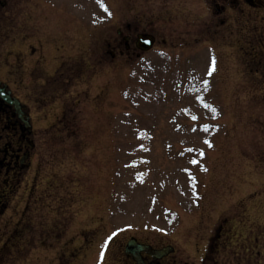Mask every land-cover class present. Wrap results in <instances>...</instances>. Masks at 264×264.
Returning <instances> with one entry per match:
<instances>
[{
    "label": "rangeland",
    "instance_id": "1",
    "mask_svg": "<svg viewBox=\"0 0 264 264\" xmlns=\"http://www.w3.org/2000/svg\"><path fill=\"white\" fill-rule=\"evenodd\" d=\"M262 1L0 5V80L37 131L0 264H114L132 236L193 253L230 210L264 259ZM138 33L156 42L137 57Z\"/></svg>",
    "mask_w": 264,
    "mask_h": 264
},
{
    "label": "flooded vegetation",
    "instance_id": "2",
    "mask_svg": "<svg viewBox=\"0 0 264 264\" xmlns=\"http://www.w3.org/2000/svg\"><path fill=\"white\" fill-rule=\"evenodd\" d=\"M262 0H249L258 6ZM264 2V0L262 1ZM221 10V5H219ZM130 45V44H129ZM5 93L4 95L1 94ZM9 93V92H8ZM6 95V97H5ZM8 96V97H7ZM18 97L20 102H16ZM30 107L14 92L0 90V216L10 196L18 190L23 177L34 166L37 131ZM216 224L204 247L192 251L163 239L136 237L138 247L121 244L113 258L114 264H264L258 247L259 225L242 218L235 221L234 212ZM244 214V211L242 212ZM264 241V239H263ZM183 245V244H182Z\"/></svg>",
    "mask_w": 264,
    "mask_h": 264
},
{
    "label": "water",
    "instance_id": "3",
    "mask_svg": "<svg viewBox=\"0 0 264 264\" xmlns=\"http://www.w3.org/2000/svg\"><path fill=\"white\" fill-rule=\"evenodd\" d=\"M154 42V37L149 34H139L137 38V45L141 49H149ZM133 242L130 241L129 244H132Z\"/></svg>",
    "mask_w": 264,
    "mask_h": 264
},
{
    "label": "snow or ice",
    "instance_id": "4",
    "mask_svg": "<svg viewBox=\"0 0 264 264\" xmlns=\"http://www.w3.org/2000/svg\"><path fill=\"white\" fill-rule=\"evenodd\" d=\"M109 239H111V237H109Z\"/></svg>",
    "mask_w": 264,
    "mask_h": 264
}]
</instances>
